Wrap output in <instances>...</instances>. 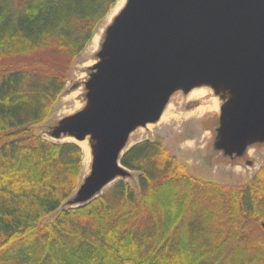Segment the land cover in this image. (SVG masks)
Segmentation results:
<instances>
[{"label":"trees","instance_id":"16d2710c","mask_svg":"<svg viewBox=\"0 0 264 264\" xmlns=\"http://www.w3.org/2000/svg\"><path fill=\"white\" fill-rule=\"evenodd\" d=\"M117 0H0V264H264V167L241 187L189 175L159 140L136 143L117 179L69 209L74 143L37 135Z\"/></svg>","mask_w":264,"mask_h":264},{"label":"water","instance_id":"95a60500","mask_svg":"<svg viewBox=\"0 0 264 264\" xmlns=\"http://www.w3.org/2000/svg\"><path fill=\"white\" fill-rule=\"evenodd\" d=\"M88 71L83 108L48 132L90 149V172L63 207L128 178L130 135L179 92L208 88L220 100L213 148L224 157L264 144V0H126Z\"/></svg>","mask_w":264,"mask_h":264},{"label":"rangeland","instance_id":"374dc122","mask_svg":"<svg viewBox=\"0 0 264 264\" xmlns=\"http://www.w3.org/2000/svg\"><path fill=\"white\" fill-rule=\"evenodd\" d=\"M115 5L101 21L93 36V38L98 36L97 44L94 47L91 46L92 38L84 52L75 59L71 76L48 119L35 127L37 135L44 139L60 143L74 142L72 139L52 140L48 132L60 119L83 108L85 104L84 82L88 78V70L96 62V53L103 40L105 29L125 3L118 10ZM185 98L186 95L180 92L174 94L157 123L138 128L130 135L127 149L136 143L156 139L162 143L169 155L176 157L186 166L190 176L222 187L244 186L254 174L264 167V144L251 146L241 158L224 157L213 148L215 130L218 126V113L199 114L197 112L198 108L205 107L209 103L210 97L199 100H186ZM81 166L78 186L90 172V164L84 169L82 164ZM136 179L137 175L131 172L124 181L136 189Z\"/></svg>","mask_w":264,"mask_h":264},{"label":"bare ground","instance_id":"6f19581e","mask_svg":"<svg viewBox=\"0 0 264 264\" xmlns=\"http://www.w3.org/2000/svg\"><path fill=\"white\" fill-rule=\"evenodd\" d=\"M125 3V0H118L115 7L118 10L123 4ZM116 10V11H117ZM98 42V36H95L92 40L91 46L94 47ZM179 94V93H176ZM212 94L213 92L208 89V88H197V89H193L192 91H190L187 95H186V100H190V99H202L204 97H210L209 98V103L205 106V107H200L197 109V112L199 114L202 113H218L219 115V108H220V100L217 97H213L212 98ZM214 95V94H213ZM73 142V141H72ZM74 144H76L81 152H82V165H83V169L88 167L90 164V160H91V156H90V149H89V145L87 140L83 141V142H75Z\"/></svg>","mask_w":264,"mask_h":264}]
</instances>
